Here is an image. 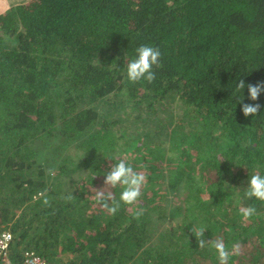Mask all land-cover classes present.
<instances>
[{"label": "trees", "instance_id": "obj_1", "mask_svg": "<svg viewBox=\"0 0 264 264\" xmlns=\"http://www.w3.org/2000/svg\"><path fill=\"white\" fill-rule=\"evenodd\" d=\"M142 45L162 54L152 83L126 78ZM240 79L264 81V0L1 9L0 229L12 234L10 259L31 250L46 264H219L211 244L198 247L193 228H204L206 241L241 246L228 264H264V201L246 196L250 176L264 175V93L250 100ZM243 103L261 109L245 117ZM117 158L146 183L137 205L110 215L94 195ZM106 191L119 200L122 189ZM245 207L256 209L247 221Z\"/></svg>", "mask_w": 264, "mask_h": 264}, {"label": "clouds", "instance_id": "obj_2", "mask_svg": "<svg viewBox=\"0 0 264 264\" xmlns=\"http://www.w3.org/2000/svg\"><path fill=\"white\" fill-rule=\"evenodd\" d=\"M161 51L157 47L142 45L136 49V56L134 59L127 63L126 78L132 83L140 82L141 80L152 83L155 80V72L153 66H160ZM248 89L250 100L257 101L262 93H264V81L257 82L256 84H246L243 79H240L236 84V90ZM261 104L259 103H243L241 111L245 117L255 116L259 113ZM116 161L105 174L104 184L105 188L97 189L94 199L97 204L110 215H115L121 206V203L128 206H135L139 203L142 196V189L146 183V176L142 172L136 171L130 164L123 158L113 159ZM48 175H55L52 169L47 170ZM246 196L249 199L255 198L264 201V175L254 173L250 176L248 181ZM120 187L122 191L119 194V200L116 199L112 191L106 189H115ZM39 197H44L43 204L51 206L50 201L44 192L38 193ZM36 199V197H34ZM66 201L73 199L72 194L64 197ZM143 207H137L134 211V218L139 220L145 213ZM240 213L244 221L249 220L256 214L254 207H245L240 209ZM194 235L197 240L198 247L203 249L207 244H211L215 249L219 264H228L231 255H239L241 246L234 244L232 249L229 250L222 239H213L206 241L204 239L205 229L199 230L193 228Z\"/></svg>", "mask_w": 264, "mask_h": 264}, {"label": "built area", "instance_id": "obj_3", "mask_svg": "<svg viewBox=\"0 0 264 264\" xmlns=\"http://www.w3.org/2000/svg\"><path fill=\"white\" fill-rule=\"evenodd\" d=\"M12 234L8 230L0 229V264H17L10 259V245ZM18 264H46L45 259L34 251L26 250L23 259Z\"/></svg>", "mask_w": 264, "mask_h": 264}, {"label": "rangeland", "instance_id": "obj_4", "mask_svg": "<svg viewBox=\"0 0 264 264\" xmlns=\"http://www.w3.org/2000/svg\"><path fill=\"white\" fill-rule=\"evenodd\" d=\"M21 1L25 2V1H30V0H0V10L1 9H4V8H7V6H10L13 3H18V2H21ZM48 156H51V157L53 156L51 150H49V151H46V150L42 151L41 159L42 160H49L50 162H53V159L50 158V157H48ZM79 175L84 176L85 174L84 173H80ZM169 207H170V204H169L168 208ZM168 214L170 215V211L168 212ZM176 214H178V213H175L173 215H176ZM167 222H170V221H167Z\"/></svg>", "mask_w": 264, "mask_h": 264}]
</instances>
